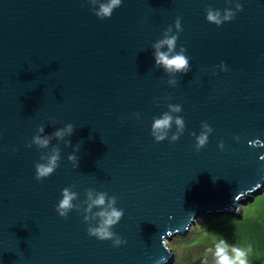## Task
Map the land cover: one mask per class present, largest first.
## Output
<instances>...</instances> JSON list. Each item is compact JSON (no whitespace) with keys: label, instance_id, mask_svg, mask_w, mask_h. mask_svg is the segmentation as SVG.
<instances>
[{"label":"water","instance_id":"95a60500","mask_svg":"<svg viewBox=\"0 0 264 264\" xmlns=\"http://www.w3.org/2000/svg\"><path fill=\"white\" fill-rule=\"evenodd\" d=\"M94 7L0 0V264H172L173 236L202 215L239 213L264 189V0H122L103 18ZM209 7L235 15L217 25ZM178 16L190 69L170 85L151 44ZM169 103L182 105L185 129L156 141L152 119ZM69 121L77 167L54 138L59 165L38 180L37 126ZM201 121L213 131L197 150ZM68 185L81 202L89 187L115 195L126 243L89 235L82 210L59 215Z\"/></svg>","mask_w":264,"mask_h":264},{"label":"clouds","instance_id":"9594fccd","mask_svg":"<svg viewBox=\"0 0 264 264\" xmlns=\"http://www.w3.org/2000/svg\"><path fill=\"white\" fill-rule=\"evenodd\" d=\"M94 7L92 10L98 17L111 16L113 10L120 6L122 0H91ZM241 5L236 4L235 10H239ZM235 10L231 7H226L221 11L219 8L209 7L206 12V18L210 22H215L217 25L223 21L230 20L235 15ZM175 29L169 24L163 29L161 38L154 40L151 44L155 66L162 68L168 75L167 83L175 85L177 83V73H186L190 69V57L186 54L184 45H180L177 49V40L179 31L182 30L180 17L175 20ZM225 62L221 61V68L226 69ZM182 111L180 103H169L167 110L160 115L153 117L151 122V135L156 141H161L168 138L170 141L177 140L185 129V120L181 115H175ZM137 118H140V113H135ZM175 125V131L170 133V130ZM75 125L72 122H66L62 127H55L50 133L45 132V125L37 126V131L33 134L29 146L35 144L38 148L47 149L41 152L40 159L35 163V176L39 180L49 176L58 167L61 159V148L59 143L48 146L55 138L58 142L62 141L65 146H71L72 151L68 153V159L73 162V167H77L79 145H73L70 137L74 131ZM213 131L212 127L205 121H201V130L198 134L195 131L192 135L195 137V148L199 150L206 145L209 139V133ZM239 140V135L234 137ZM262 141L257 138L256 143ZM251 144L252 141H249ZM223 141H220L219 147L223 148ZM86 198L79 201V193L74 191L72 185L65 186L61 189V197L55 204V209L59 215L67 217L72 209L83 211V219L88 222L87 231L89 235H94L98 239H111L114 245L126 243V239L113 230V226L121 219L124 214V209L117 206V197L110 195L105 190H98L89 187L85 190ZM83 205V207H82ZM95 209V210H94ZM94 221V223H93ZM211 254L210 264H250L249 251L240 246L229 244L224 238H219L214 246L209 250ZM163 259H166L163 258ZM206 264L209 262L206 259Z\"/></svg>","mask_w":264,"mask_h":264},{"label":"rangeland","instance_id":"374dc122","mask_svg":"<svg viewBox=\"0 0 264 264\" xmlns=\"http://www.w3.org/2000/svg\"><path fill=\"white\" fill-rule=\"evenodd\" d=\"M264 189L261 193L256 194L253 200L241 206V210L237 214L211 213L198 217L188 232L185 234H177L169 240V245L174 253L173 264H195L196 261L206 259L210 264V249L214 246L219 238H224V225H230L233 221L240 218L243 212V218L250 213L264 215ZM241 217V218H242ZM210 259V260H209Z\"/></svg>","mask_w":264,"mask_h":264},{"label":"crops","instance_id":"0c3cea01","mask_svg":"<svg viewBox=\"0 0 264 264\" xmlns=\"http://www.w3.org/2000/svg\"><path fill=\"white\" fill-rule=\"evenodd\" d=\"M242 216L243 212L236 221L224 225L223 237L231 245L250 249V264H264V215L250 213L246 218Z\"/></svg>","mask_w":264,"mask_h":264},{"label":"trees","instance_id":"16d2710c","mask_svg":"<svg viewBox=\"0 0 264 264\" xmlns=\"http://www.w3.org/2000/svg\"><path fill=\"white\" fill-rule=\"evenodd\" d=\"M203 258L206 259V258H211V257H203ZM209 260H210V259H209ZM203 263H205L203 259L198 260V261L195 262V264H203ZM172 264H173V263H172Z\"/></svg>","mask_w":264,"mask_h":264}]
</instances>
